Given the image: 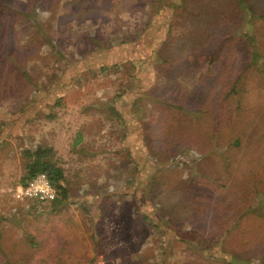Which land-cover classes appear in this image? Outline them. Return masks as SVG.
Instances as JSON below:
<instances>
[{
	"label": "rangeland",
	"instance_id": "374dc122",
	"mask_svg": "<svg viewBox=\"0 0 264 264\" xmlns=\"http://www.w3.org/2000/svg\"><path fill=\"white\" fill-rule=\"evenodd\" d=\"M228 2L0 0V264H40L26 229L60 211L9 198L38 145L67 196L101 198L123 261L264 264V18L251 16L258 57L243 39L217 48L250 26Z\"/></svg>",
	"mask_w": 264,
	"mask_h": 264
},
{
	"label": "crops",
	"instance_id": "0c3cea01",
	"mask_svg": "<svg viewBox=\"0 0 264 264\" xmlns=\"http://www.w3.org/2000/svg\"><path fill=\"white\" fill-rule=\"evenodd\" d=\"M78 137L77 140H82V134ZM77 146L78 142L74 140L70 148L75 151ZM68 152L70 151L64 150L63 156L66 160ZM58 160L54 161L62 169L64 179L61 159L59 162ZM73 162L82 165L78 158ZM100 199L92 196H66L59 200L57 198L54 202H45L52 203L60 211L44 213L30 229H26L27 245L38 252H43L39 255L40 258L36 256L40 259V264H130L120 258L122 254L117 246L106 244L107 229L111 230L112 224L108 222L106 213L97 209ZM92 203L96 204L94 211ZM72 204H79L81 207L75 209ZM113 243H116L114 239Z\"/></svg>",
	"mask_w": 264,
	"mask_h": 264
},
{
	"label": "trees",
	"instance_id": "16d2710c",
	"mask_svg": "<svg viewBox=\"0 0 264 264\" xmlns=\"http://www.w3.org/2000/svg\"><path fill=\"white\" fill-rule=\"evenodd\" d=\"M218 2L220 0H217ZM247 4V1L245 0H234V2L229 3L228 7L233 8L235 11H237V7L239 4L244 3ZM227 3V4H228ZM247 8L249 9L248 14L246 13V17L251 18L253 15L256 19L259 18H264V15H255L252 6L247 4ZM243 18H239L238 22L239 24L236 27L235 32L233 33H225L223 36L220 38L221 40L217 44V48L220 47V45H225L228 41L235 40L237 42L238 39H243L244 42L246 43L248 47V52L251 54L252 57H258V55L255 54H260V51L258 50L257 46L253 44V41H256V35L255 32L249 30L254 28L253 22L254 19L251 18L250 21H246V24H250L249 27H244L243 25ZM257 43V42H256ZM255 47V48H254ZM10 48V47H7ZM217 48L212 49L211 52L209 53V62L214 65L216 62L217 54L219 53V50ZM10 50V49H7ZM14 50V49H13ZM9 53L7 56L11 57L12 56V50L8 51ZM203 58V57H202ZM4 60L6 61V58L4 57ZM255 60V59H254ZM254 62L252 65L251 63ZM3 63H5L3 61ZM11 63L12 65H9L10 71L17 76V72L20 71V65L17 63V60L13 57L12 61L8 62ZM256 64V61H250V63L246 64L245 68H248L250 66H253ZM244 72L240 73L237 75L236 80L234 81L233 86L231 87L230 91H228L227 96L230 94H235L239 89L236 88L238 85L239 80L241 79L242 75ZM8 79L9 77L6 76ZM51 155H53V148L51 146H45V145H38L35 147V149H30L27 148L24 150V157L27 159L25 168H26V175L24 179L22 180V184H24L26 181H28L30 178H32L34 175H36L39 172H45L49 176L50 180L52 181L53 185L57 189L58 192V200L60 198L66 197L67 196V189L64 187V185L61 183L63 179V172L62 169L56 164L54 160L51 159ZM233 258H236L237 255L232 254L231 255ZM259 259H263L264 255H261L258 257ZM224 264H236V262L233 259H225Z\"/></svg>",
	"mask_w": 264,
	"mask_h": 264
},
{
	"label": "built area",
	"instance_id": "2783aa9c",
	"mask_svg": "<svg viewBox=\"0 0 264 264\" xmlns=\"http://www.w3.org/2000/svg\"><path fill=\"white\" fill-rule=\"evenodd\" d=\"M9 198L54 202L58 198V192L47 173L39 172L24 184L16 185Z\"/></svg>",
	"mask_w": 264,
	"mask_h": 264
}]
</instances>
